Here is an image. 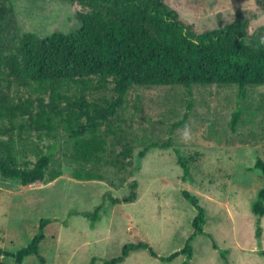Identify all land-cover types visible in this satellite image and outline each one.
I'll return each instance as SVG.
<instances>
[{
    "label": "rangeland",
    "instance_id": "374dc122",
    "mask_svg": "<svg viewBox=\"0 0 264 264\" xmlns=\"http://www.w3.org/2000/svg\"><path fill=\"white\" fill-rule=\"evenodd\" d=\"M163 1L194 35L235 22L247 28L248 15L250 19L264 16V0ZM14 11L23 34L47 38L81 28V7L66 0H16ZM250 39H264V21L255 26ZM22 90V96L28 97L29 91ZM190 92L182 86L135 87L119 119L112 122L117 139L102 128L108 145L104 160L96 165L73 160L68 133L61 126L50 137L19 136L18 130L0 136V143L13 145L21 167L26 162L32 166L37 151L56 144L51 168L63 173L53 182L48 177L26 187L0 171L1 251L18 253L40 233L41 221L48 220L40 255L26 258L23 264H106L120 257L125 246L139 243L148 244L156 256L139 250L121 264H184L183 254L171 262L163 259L182 251L195 234L193 222L199 211L184 197L188 191L207 214L206 235L194 239L189 264H264V217L254 213L264 188V175L254 168L264 160V85L247 86L244 99L238 85L195 86ZM237 111L241 119L233 131ZM186 115L185 125L193 134L189 142L182 140L185 125L173 128ZM4 126L10 128L9 123ZM170 139L190 164L186 181L174 148L153 149L139 158L145 148ZM129 145L134 151L130 162L134 166L142 162V168L125 182L117 165ZM76 170L94 173L101 180H76ZM132 181L139 184L137 200L113 205L109 196L129 195ZM3 252L0 264H16Z\"/></svg>",
    "mask_w": 264,
    "mask_h": 264
},
{
    "label": "trees",
    "instance_id": "16d2710c",
    "mask_svg": "<svg viewBox=\"0 0 264 264\" xmlns=\"http://www.w3.org/2000/svg\"><path fill=\"white\" fill-rule=\"evenodd\" d=\"M15 1L0 0V136L18 130L19 136L50 137L64 127L77 163L96 165L104 160L108 142L102 128L107 127L105 132L117 139L112 122L119 119L135 87L182 86L191 94L195 86L238 85L244 99L247 86L264 85V45L260 39H250L252 44L245 42L244 46V25L239 22L194 35L163 0H66L81 7V28L71 34L40 38L21 32L15 20ZM193 39L198 43H190ZM22 89L29 91L28 97L22 96ZM187 118L173 128L184 126ZM240 119L237 111L231 123L233 131ZM170 148H174L172 139L163 145L152 144L139 153V158L144 159L153 149ZM174 150L185 180L191 174L190 164L180 150ZM0 152L3 176L19 180L23 186L43 183L48 177L53 182L63 174L51 168L56 144L49 145L47 151H37L38 160L32 166L18 164L11 143H0ZM133 156V147H125L123 161L117 165L125 182L142 168V162L137 166L130 162ZM254 168L264 175V160H258ZM73 176L79 181L101 180L88 171L76 170ZM129 187V195L122 199L109 196L111 203L135 202L139 184L132 181ZM184 197L199 211L193 222L195 234L182 251L163 260L171 262L183 254L187 257L184 264H189L194 239L206 235L207 214L196 196L185 191ZM101 209L96 210L94 220ZM254 213L264 217V188ZM49 222L42 220L40 233L18 253L0 252L15 258L16 264L39 256ZM139 250H150L156 256L148 244H129L120 257L106 264H121Z\"/></svg>",
    "mask_w": 264,
    "mask_h": 264
},
{
    "label": "clouds",
    "instance_id": "9594fccd",
    "mask_svg": "<svg viewBox=\"0 0 264 264\" xmlns=\"http://www.w3.org/2000/svg\"><path fill=\"white\" fill-rule=\"evenodd\" d=\"M262 21H264V16H259V17H256L255 19H250L249 15H248V23H247L248 27L247 28H245V27L243 28V31L246 33V38L242 41L244 46H245V42H247L249 45L252 44V41L250 40V36L253 33V31L255 29V26L259 25ZM190 43L197 44L198 41L193 39V40L190 41ZM259 43L261 45H264V39H261L259 41ZM182 132H183L182 140L184 142H189V141L192 140L193 134H192V130H191L190 126L185 125L184 129L182 130Z\"/></svg>",
    "mask_w": 264,
    "mask_h": 264
}]
</instances>
